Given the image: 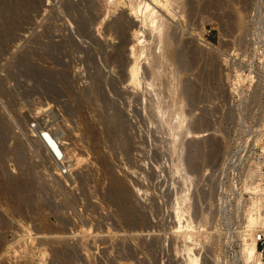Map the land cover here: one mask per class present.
<instances>
[{
	"label": "rangeland",
	"instance_id": "obj_1",
	"mask_svg": "<svg viewBox=\"0 0 264 264\" xmlns=\"http://www.w3.org/2000/svg\"><path fill=\"white\" fill-rule=\"evenodd\" d=\"M159 1L145 31L123 3L0 0V264H242L220 167L263 141L264 0Z\"/></svg>",
	"mask_w": 264,
	"mask_h": 264
},
{
	"label": "built area",
	"instance_id": "obj_2",
	"mask_svg": "<svg viewBox=\"0 0 264 264\" xmlns=\"http://www.w3.org/2000/svg\"><path fill=\"white\" fill-rule=\"evenodd\" d=\"M48 132L45 130L41 135L48 147L44 144L52 156L62 162L65 158H62V154L51 141ZM256 133L257 131H252L249 138L239 140L224 154L220 167L221 201L222 210L227 217L231 213V216L239 218L238 231L241 230L242 218L245 219L249 207L255 204L253 214L258 224L254 227L253 236L260 258L251 264H264V134L262 143L258 145L252 139ZM249 173L253 174L250 180L255 187L253 190L244 189Z\"/></svg>",
	"mask_w": 264,
	"mask_h": 264
},
{
	"label": "bare ground",
	"instance_id": "obj_3",
	"mask_svg": "<svg viewBox=\"0 0 264 264\" xmlns=\"http://www.w3.org/2000/svg\"><path fill=\"white\" fill-rule=\"evenodd\" d=\"M6 1V0H5ZM39 1V0H38ZM107 2H110L111 4H120V3H123V4H125L124 6H126L127 8H129V11L131 12V18H132V15H134V17H135V19L136 18H138L139 17V19L142 17V19H140L141 20V23H143V25H144V27L146 26L147 28H148V25L150 26V28H151V30L150 31H152V30H154V31H156V30H160L163 26L165 27L166 25H164L165 24V19H164V15L163 16H161L160 14L161 13H159V11L160 10H158V8H157V4L158 3H160V1L159 0H152V1H149V0H106ZM170 1H172V0H170ZM107 2H105V3H107ZM155 2V3H154ZM17 3V2H16ZM32 3V2H31ZM157 3V4H156ZM19 4V3H18ZM17 4V5H18ZM165 4H166V2H165ZM164 4V5H165ZM23 5V4H22ZM121 5V4H120ZM157 5V6H156ZM167 5V4H166ZM170 5V4H169ZM14 6V5H13ZM100 6V5H99ZM23 7V6H22ZM83 7V6H82ZM107 7V6H106ZM110 7V6H109ZM166 7V6H165ZM3 8V7H2ZM7 8V7H6ZM41 8V7H40ZM168 8H169V6H168ZM94 9V8H93ZM14 10V9H13ZM19 11L21 10V9H18ZM6 11V10H5ZM171 11V10H170ZM169 11V12H170ZM94 12V11H93ZM103 12V11H102ZM123 12V11H122ZM161 12V11H160ZM99 13V12H98ZM10 14V13H9ZM86 14V13H85ZM174 14V13H173ZM2 15V14H1ZM18 15V14H17ZM16 15V16H17ZM79 15V14H78ZM106 15V14H105ZM109 15V14H108ZM123 15V14H122ZM21 17V16H20ZM81 17V16H80ZM95 17V16H94ZM106 17H108V16H106ZM105 17V18H106ZM123 17V16H122ZM159 17H161L160 18V23L157 21V19L159 18ZM163 17V18H162ZM8 18V17H7ZM12 18V17H11ZM104 18V19H105ZM166 18V17H165ZM22 19V18H21ZM121 19V18H120ZM133 19L134 18H132V24H131V26H133V27H135L136 26V28H137V23H138V19H136V20H134L133 21ZM164 19V20H163ZM20 20V19H19ZM23 20V19H22ZM85 21V18L83 19L82 18V21ZM113 20V19H112ZM126 20V19H125ZM130 20V19H129ZM139 20V21H140ZM6 21V20H5ZM16 21H18V20H16ZM83 21V22H84ZM124 21V20H123ZM168 21V20H167ZM7 22H9V21H7ZM14 22V21H13ZM81 22V21H80ZM94 22V21H93ZM115 22V21H114ZM113 22V23H114ZM117 22V23H116ZM115 23H114V25H117V28H116V26H115V28H116V30L118 29V28H120L121 27V23H119V22H121V21H116ZM159 23V25H158V23ZM20 23V22H19ZM85 23V22H84ZM91 23V22H90ZM109 23V22H108ZM107 23V24H108ZM113 23H109L110 24V26L107 28V29H111V28H113ZM168 23V22H167ZM171 23V22H170ZM17 24V23H16ZM108 24V25H109ZM85 25V24H84ZM84 25H82V27L84 26ZM107 25V26H108ZM122 25H124V24H122ZM86 26V25H85ZM84 26V27H85ZM142 26V25H141ZM12 27V26H11ZM23 27H25V26H23ZM123 27V26H122ZM146 27H145V31H146ZM125 28H127V27H125ZM124 28V29H125ZM141 28V27H140ZM140 28L139 29H135L134 30V34H133V36L136 38V41H139L140 43H142L143 44V42H144V35H143V30L141 31L140 30ZM5 29V28H4ZM16 29V28H15ZM21 29V28H20ZM90 29V28H89ZM114 29V28H113ZM123 29V28H122ZM144 29V28H143ZM149 29V28H148ZM165 29V28H164ZM163 28H162V30H164ZM28 30V29H27ZM119 30H121V29H119ZM168 30V29H167ZM3 31V30H2ZM108 31V30H107ZM153 31V32H154ZM13 32V31H12ZM127 32V31H126ZM151 33V32H150ZM161 33V32H160ZM166 33V32H165ZM164 33V34H165ZM147 34H148V32H147ZM168 34V33H167ZM11 35V34H10ZM163 35V34H162ZM13 36V35H12ZM157 36V35H156ZM169 36V35H168ZM171 36H172V34H171ZM162 37V36H161ZM127 38H128V36H127ZM143 38V39H142ZM151 38V37H150ZM169 38V37H168ZM129 39V38H128ZM155 39V38H154ZM153 39V40H154ZM164 39V38H163ZM172 39V38H171ZM146 41V40H145ZM151 41V40H150ZM160 41V40H159ZM164 41V40H163ZM167 41V40H166ZM172 41V40H171ZM145 43V42H144ZM153 43V42H152ZM155 43V42H154ZM157 43V42H156ZM209 43V42H208ZM148 44V43H147ZM147 44H145V45H147ZM162 39H161V47H162ZM145 45H143V46H145ZM160 45V44H159ZM167 45H169V44H167ZM139 46V45H138ZM142 46V45H141ZM208 46V45H207ZM148 47V46H147ZM161 47H159V48H161ZM143 48V47H142ZM145 48V47H144ZM143 48V49H144ZM115 49V48H114ZM137 49H139V51L141 50V47L139 48H137L136 47V49H134V47H132V49H131V53H132V56H136V53L137 52H139V51H136ZM147 49V48H146ZM146 49H145V51L143 50V51H141V53H140V55L139 56H141L142 55V53H146ZM150 49V48H149ZM148 49V50H149ZM172 49V48H171ZM212 49V48H211ZM151 50V49H150ZM160 50V49H159ZM164 50V49H163ZM168 50V49H167ZM209 50V49H208ZM135 51H136V53H135ZM153 51H155V50H153ZM116 52V51H115ZM159 52V51H158ZM114 53V52H113ZM147 53H149V52H147ZM117 54V53H116ZM151 54V53H150ZM155 54V53H154ZM147 55V54H146ZM156 56H157V54H156ZM142 57V56H141ZM149 58V57H148ZM171 59V58H170ZM153 60H155V58L153 59ZM160 60V59H159ZM147 61V60H146ZM162 61V60H161ZM138 62V61H137ZM155 62V61H154ZM153 63V62H152ZM156 64V63H155ZM158 64V63H157ZM157 66H159V65H157ZM156 66V67H157ZM161 68H163V67H161ZM165 68V67H164ZM139 70V68H138V64H134L132 67H131V76H132V78H133V80L136 82V81H138L139 80V82H140V79H137V75H138V71ZM141 70V69H140ZM166 70V69H165ZM170 71V70H169ZM153 72H155V71H153ZM162 72V71H161ZM166 73V72H165ZM141 74V73H140ZM168 74V73H167ZM166 74V75H167ZM161 75V74H160ZM154 77V76H153ZM152 77V78H153ZM130 78V77H129ZM158 79V78H157ZM160 79V78H159ZM161 79H162V77H161ZM154 80V79H153ZM155 80H156V78H155ZM133 81V82H134ZM151 81V80H150ZM166 81H169V80H166ZM165 81V82H166ZM152 82V81H151ZM164 82V81H163ZM132 83V82H131ZM141 83V82H140ZM146 83V82H145ZM148 83H149V81H148ZM150 84V83H149ZM159 84H161V83H159ZM178 84V83H177ZM150 85H152V83L150 84ZM163 85V84H162ZM161 86V85H160ZM178 86V85H177ZM152 87H154V86H152ZM149 88V87H148ZM159 88V87H158ZM182 88V87H181ZM184 88V87H183ZM156 89V88H155ZM165 89H167V87L165 88ZM173 89V88H172ZM153 90V89H152ZM163 91H166V90H163ZM178 91V90H177ZM179 92V91H178ZM184 92H186V91H184ZM172 95V94H171ZM174 96V95H173ZM179 97V96H178ZM184 97V96H183ZM172 98V97H171ZM176 99V98H175ZM179 100V99H178ZM181 102V101H180ZM177 104H178V102H176ZM185 103V102H184ZM180 104V103H179ZM178 104V105H179ZM157 105H159V104H157ZM156 105V106H157ZM177 105V106H178ZM159 107V106H158ZM162 107V106H161ZM163 109V108H162ZM158 110H159V108H158ZM164 110V109H163ZM162 111V110H161ZM178 111V110H177ZM163 113V112H162ZM182 113V112H181ZM157 114H159V112L157 113ZM161 114V113H160ZM159 114V115H160ZM165 115V114H164ZM163 116V115H162ZM264 131V130H263ZM263 134V133H262ZM256 136V135H255ZM258 136V135H257ZM255 140H256V137H255ZM257 140H259V139H257ZM261 140H262V138H261ZM253 178V174L252 173H249L248 175H247V183H246V185H244V189H251V190H253V189H255V187H254V185L250 182V180ZM254 209H255V204H252L250 207H249V212H248V214H246V216H245V219H243L242 221L244 222V224H242V225H244L245 226V234H244V236H245V238H246V240H245V242H244V245H243V247H242V251H241V257H240V262L242 263V264H251L252 262H254V261H256V260H258L259 258H260V252L257 250V248H256V243H255V240H254V236H253V233H254V227H256L257 226V224H258V221H257V218H255L254 217V214H253V211H254ZM242 231V230H241ZM45 235V234H44ZM51 236V235H50ZM243 236V237H244ZM47 237V236H46ZM59 237V236H58ZM48 238V237H47ZM52 238V237H51ZM54 238V237H53ZM42 239V238H41ZM66 239V238H65ZM50 240V239H49ZM57 240V239H56ZM55 242V241H54ZM59 243H60V241H59ZM27 249V248H26ZM27 251V250H26ZM190 258H192V257H190L189 256V260H191ZM194 259H196V258H194ZM193 259V260H194ZM28 260V259H27ZM193 260H191V262L193 261ZM195 261V260H194ZM193 261V262H194ZM27 262V261H26ZM23 263V262H22ZM189 263H190V261H189Z\"/></svg>",
	"mask_w": 264,
	"mask_h": 264
}]
</instances>
